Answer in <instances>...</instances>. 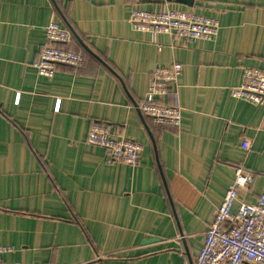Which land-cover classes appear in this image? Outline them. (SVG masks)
I'll return each mask as SVG.
<instances>
[{
    "label": "crops",
    "instance_id": "obj_1",
    "mask_svg": "<svg viewBox=\"0 0 264 264\" xmlns=\"http://www.w3.org/2000/svg\"><path fill=\"white\" fill-rule=\"evenodd\" d=\"M186 1L0 0V262L195 264L237 167L253 181L234 212L264 192V105L231 92L244 67L264 70V0ZM135 7L213 17L219 33L153 43L128 22ZM51 21L85 61L48 77L35 64ZM173 62L159 100L182 108L179 127L138 107ZM97 122L142 143L141 161L89 144Z\"/></svg>",
    "mask_w": 264,
    "mask_h": 264
},
{
    "label": "built area",
    "instance_id": "obj_2",
    "mask_svg": "<svg viewBox=\"0 0 264 264\" xmlns=\"http://www.w3.org/2000/svg\"><path fill=\"white\" fill-rule=\"evenodd\" d=\"M128 22L135 30L149 33L153 43H158L160 34L189 40H211L216 38L220 29L217 19L179 8L156 11L135 7L131 10ZM45 29L46 43L35 64L40 75L53 77L59 64L74 68L84 64L83 55L63 46L72 40V34L67 28L57 21H51ZM181 73L182 65L178 62L157 67L152 72L146 97L138 107L154 122L180 126L182 108L177 104L162 102L159 98L167 95L172 86L178 85ZM242 78L241 85L231 89L232 94L254 104L264 105V70L244 67ZM87 142L104 148L112 161L131 166L141 161L144 151L143 144L136 139L118 135L109 125L99 122L90 127ZM252 181L253 176L246 173L243 166L237 167L235 179L206 230L205 241L195 264H264V192L254 202H239L236 212L233 211L240 189L247 188Z\"/></svg>",
    "mask_w": 264,
    "mask_h": 264
},
{
    "label": "water",
    "instance_id": "obj_3",
    "mask_svg": "<svg viewBox=\"0 0 264 264\" xmlns=\"http://www.w3.org/2000/svg\"><path fill=\"white\" fill-rule=\"evenodd\" d=\"M168 1H173V2H177V3H183V2L187 3L186 0H168Z\"/></svg>",
    "mask_w": 264,
    "mask_h": 264
},
{
    "label": "rangeland",
    "instance_id": "obj_4",
    "mask_svg": "<svg viewBox=\"0 0 264 264\" xmlns=\"http://www.w3.org/2000/svg\"><path fill=\"white\" fill-rule=\"evenodd\" d=\"M175 8H177V7H175Z\"/></svg>",
    "mask_w": 264,
    "mask_h": 264
}]
</instances>
